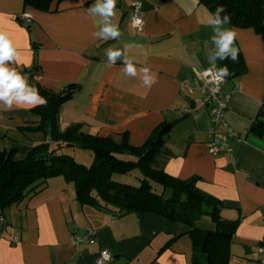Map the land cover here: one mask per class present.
Listing matches in <instances>:
<instances>
[{
	"label": "crops",
	"instance_id": "0c3cea01",
	"mask_svg": "<svg viewBox=\"0 0 264 264\" xmlns=\"http://www.w3.org/2000/svg\"><path fill=\"white\" fill-rule=\"evenodd\" d=\"M94 2L54 0L49 12L41 13L24 8L23 0H0V31L19 55L10 67L21 74L36 68L37 83L54 93L78 87L59 110L60 131L79 124L85 134L116 142L127 134L128 144L140 147L157 126L176 122L151 169L178 180L197 178V189L222 204L221 218L239 220L229 264H264V131L260 136L251 131L256 120L264 122V40L252 30L231 28L245 72L224 78L221 91L230 99L223 118L240 141L231 142L230 154L212 157L209 110L195 107L199 93L184 86H192L199 72L215 69L209 11L198 0H117L112 22L121 36L104 41L93 35L98 18L87 13ZM137 4L142 30L129 21ZM23 13L30 16L29 25L19 23ZM109 47L123 50L138 68H149L155 83L141 87L139 77L122 73L119 59L109 66ZM34 108L0 104V151L15 150V161L48 142L40 133L18 131L39 123ZM9 131L15 136L8 138ZM114 213L79 206L71 183L50 179L43 191L3 212L0 264H95L101 250L111 255L108 264H193V255L203 262L188 227L150 214ZM194 228L210 232L214 225L202 217ZM89 231L94 243L75 247V237Z\"/></svg>",
	"mask_w": 264,
	"mask_h": 264
},
{
	"label": "trees",
	"instance_id": "16d2710c",
	"mask_svg": "<svg viewBox=\"0 0 264 264\" xmlns=\"http://www.w3.org/2000/svg\"><path fill=\"white\" fill-rule=\"evenodd\" d=\"M53 1L23 0V6L47 13ZM63 1L57 0L58 3ZM198 2L209 13L217 5H223L231 20L226 25L228 28L252 30L264 40V0ZM214 63L217 71L227 65L230 77L241 76L245 72L239 53L235 62L217 59ZM22 74L39 90L46 103L32 110L39 117V123L34 127L19 128L18 131L40 133L48 142L33 146L25 158L18 161L14 160L15 150L0 151L1 217L4 211L19 204L29 194L43 191L48 180L61 177L73 185L75 201L79 206L99 212L110 209L115 211V216L150 214L169 223L181 224L190 229L187 234L192 240L193 251L197 248L203 257L201 263L193 255V264H229L231 238L239 220H223L220 216L222 204L197 189V178L178 180L151 169L176 122H164L157 126L140 147H131L127 134L121 135L120 141L116 142L109 137L85 134L79 124L60 131L59 110L75 95L78 87L68 85L63 92L54 93L37 83L36 68ZM251 131L260 136L264 131V122L256 120ZM75 149L91 154L89 166L76 162L73 156L67 154ZM133 172L139 174L136 186L117 181V177H125ZM202 217L212 221L213 231L201 232L194 228L195 222ZM173 240L167 242L161 251Z\"/></svg>",
	"mask_w": 264,
	"mask_h": 264
},
{
	"label": "clouds",
	"instance_id": "9594fccd",
	"mask_svg": "<svg viewBox=\"0 0 264 264\" xmlns=\"http://www.w3.org/2000/svg\"><path fill=\"white\" fill-rule=\"evenodd\" d=\"M116 5L117 0H95L87 9L89 16L98 18V30L93 33L95 37L107 41L121 36L119 25L112 22ZM134 23L139 25L142 22L137 19ZM206 23L212 28L211 42L215 46L210 60L215 62L217 59H228L235 62L238 58V50L233 47L236 32L234 29L224 27L231 23L224 6L217 5L213 12L208 13ZM106 57L109 66L115 65L118 59L121 60L122 73L127 77H139L141 87L148 89L155 83V73L147 67L138 68L133 60L124 58L123 50L109 47L106 49ZM18 59V52L9 36L0 31V104L8 108L13 105L36 107L45 104L46 100L40 95L39 90L31 85L23 74L10 67ZM228 75L230 73L227 65L217 71L218 80H223ZM211 91L215 93L217 88H212Z\"/></svg>",
	"mask_w": 264,
	"mask_h": 264
},
{
	"label": "built area",
	"instance_id": "2783aa9c",
	"mask_svg": "<svg viewBox=\"0 0 264 264\" xmlns=\"http://www.w3.org/2000/svg\"><path fill=\"white\" fill-rule=\"evenodd\" d=\"M140 6L137 4L132 7L129 14V21L133 28L142 30L143 20L140 17ZM141 20V24L134 23L135 20ZM19 22L24 25L31 23V18L28 14L23 13L18 18ZM223 80L217 79V71L215 69H206L199 72L196 78L193 80L192 86H188L184 83V86L188 89V92H198L200 99L194 102L195 107L208 108L209 116L211 119V128L209 135L211 140L207 146L208 154L212 157H218L221 154H230L232 152V141L239 142V136L233 132L224 121V113L227 109V104L230 99V94L221 91ZM212 88H217V91L213 93ZM186 115L187 111H180ZM4 218L0 216V228L4 226ZM95 233L89 231L83 236L75 237L73 245L75 247L88 246L94 243ZM17 238H13V242H16ZM111 261V255L101 250L98 254L95 264H108Z\"/></svg>",
	"mask_w": 264,
	"mask_h": 264
},
{
	"label": "rangeland",
	"instance_id": "374dc122",
	"mask_svg": "<svg viewBox=\"0 0 264 264\" xmlns=\"http://www.w3.org/2000/svg\"><path fill=\"white\" fill-rule=\"evenodd\" d=\"M15 135H11V131H9V134L7 135L8 138L14 137ZM18 135H16L17 137ZM6 145V144H5ZM67 154L74 157L75 161L78 163H81L85 166H89L91 163V154L88 152L81 151L79 149L70 150L67 152ZM139 174L137 172H133L132 174L125 176V177H117V181L120 180V182L124 184H130L133 186H136L138 183L136 182V178H138Z\"/></svg>",
	"mask_w": 264,
	"mask_h": 264
},
{
	"label": "water",
	"instance_id": "95a60500",
	"mask_svg": "<svg viewBox=\"0 0 264 264\" xmlns=\"http://www.w3.org/2000/svg\"><path fill=\"white\" fill-rule=\"evenodd\" d=\"M225 79H229V76L225 77Z\"/></svg>",
	"mask_w": 264,
	"mask_h": 264
}]
</instances>
